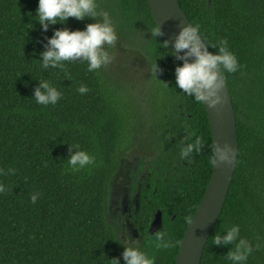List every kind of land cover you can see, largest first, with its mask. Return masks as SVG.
Returning <instances> with one entry per match:
<instances>
[{"label":"trees","instance_id":"obj_1","mask_svg":"<svg viewBox=\"0 0 264 264\" xmlns=\"http://www.w3.org/2000/svg\"><path fill=\"white\" fill-rule=\"evenodd\" d=\"M177 1L211 53L224 42L238 65L232 73L220 67L237 115V166L201 264H231L226 254L234 244L217 247L212 238L234 225L252 248L244 264H264V0ZM103 2L111 23L137 42L147 66L141 83L126 85V95L102 66L89 71L86 61L77 60L40 67L46 37L63 27L83 30L93 20L69 18L43 32L35 21L38 0H0V264H113V258L124 264V243L105 205L110 185L125 170L137 178L135 186L140 181L146 241L138 250L155 264H176L209 185V119L203 102L176 86L181 62L163 35H153L159 28L148 0ZM40 80L60 92L55 105L32 98ZM80 86L87 91L79 93ZM197 138L200 151L181 157ZM70 148L93 162L74 171ZM157 211L167 248L157 247L155 234L148 233Z\"/></svg>","mask_w":264,"mask_h":264},{"label":"clouds","instance_id":"obj_2","mask_svg":"<svg viewBox=\"0 0 264 264\" xmlns=\"http://www.w3.org/2000/svg\"><path fill=\"white\" fill-rule=\"evenodd\" d=\"M101 20H97V16ZM36 22L40 25L41 31L47 32L49 26L64 25L69 18L82 21L89 18L94 23L86 24L83 30H70L67 27L56 29L51 37H46L47 43L44 51L39 53L40 67L63 68L66 61H86L89 71L99 69L102 65L109 63L111 57L108 55L104 45H113L117 39L114 27L107 12H98L96 0H38L36 8ZM154 36H161L162 32L157 29ZM164 46L169 47L168 41H164ZM174 51L172 56L179 59L182 64L175 67V84L183 93L194 97L198 102H206L210 107L219 103L218 95L222 83L220 67L228 73L237 70V61L234 54L227 50L224 42L216 53H211L203 45L199 34V26L187 25L182 27L172 41ZM183 53V55H179ZM157 73L156 63L153 68ZM87 91L85 86H80L78 92L83 94ZM60 92L56 87L51 86L47 80L37 81L32 98L40 105H55L60 98ZM201 142L197 138L195 143H189L181 149V157L188 156L195 149L200 151ZM79 146H77V149ZM67 159L69 166L75 171L91 164L93 158L82 150L73 151ZM230 149L217 148V153L221 161L227 162ZM14 170H9L12 172ZM4 186L0 184V192ZM38 194L31 197L35 203ZM155 240L159 243L157 247H169V240L162 232L155 234ZM213 245L227 247L234 244V250L229 249L226 256L231 264H244L252 248L249 243L239 238V227L231 226L225 230L224 234H216L212 238ZM123 246L121 258L124 264H155L154 258L135 247ZM113 264H120V259H111Z\"/></svg>","mask_w":264,"mask_h":264},{"label":"water","instance_id":"obj_3","mask_svg":"<svg viewBox=\"0 0 264 264\" xmlns=\"http://www.w3.org/2000/svg\"><path fill=\"white\" fill-rule=\"evenodd\" d=\"M148 3L159 30L174 51L172 41L177 33L182 27L192 24L177 0H148ZM203 45L207 47L204 41ZM179 61L182 64L183 61ZM218 95L219 103L212 107L203 102L213 138L212 175L204 197L180 242L176 264H201L207 242L223 212L236 171L239 153L237 115L223 75ZM225 146L230 149L227 162L221 161L217 153V148L224 149ZM162 228V214L158 212L150 225V233L154 234Z\"/></svg>","mask_w":264,"mask_h":264},{"label":"rangeland","instance_id":"obj_4","mask_svg":"<svg viewBox=\"0 0 264 264\" xmlns=\"http://www.w3.org/2000/svg\"><path fill=\"white\" fill-rule=\"evenodd\" d=\"M96 4L99 12L108 13L106 3L103 0H96ZM96 19L98 20V17ZM113 27L117 39L113 45L103 46L111 59L102 67L110 83L115 85L120 93L126 95V85L133 86L141 83L145 77L144 73L147 66L135 49L137 42L126 39V29L125 32H121L119 27H115V25ZM119 177L114 179L107 192L106 217L116 229L119 239L125 246L139 249L145 245L146 241V237L142 233L143 221L139 210L140 181H137V186H135L137 178L135 176L132 178L126 170L122 171ZM125 206L126 237L123 229Z\"/></svg>","mask_w":264,"mask_h":264},{"label":"flooded vegetation","instance_id":"obj_5","mask_svg":"<svg viewBox=\"0 0 264 264\" xmlns=\"http://www.w3.org/2000/svg\"><path fill=\"white\" fill-rule=\"evenodd\" d=\"M138 193H139V205H141V204H140V199H141V190H140V189H139ZM149 203H150V201H149ZM139 209H140V206H139ZM158 212H161V211H157L156 214H157ZM156 214L154 215L153 219L151 220V223H152V221L154 220ZM161 214H162V213H161ZM123 216H124V220H123V229H124V234H125V237H126V206L124 207ZM162 221H163V225H164V219H163V216H162ZM151 223L149 224L148 233H149L150 235H154V234H156L157 232L154 233V234H151V233H150V225H151ZM162 229H163V228H162ZM160 231H161V230H160ZM158 232H159V231H158Z\"/></svg>","mask_w":264,"mask_h":264}]
</instances>
